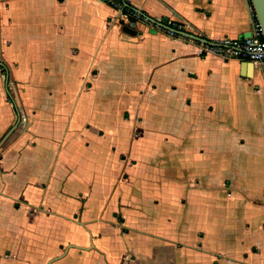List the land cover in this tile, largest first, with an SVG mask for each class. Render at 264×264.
Returning a JSON list of instances; mask_svg holds the SVG:
<instances>
[{"label": "crops", "instance_id": "0c3cea01", "mask_svg": "<svg viewBox=\"0 0 264 264\" xmlns=\"http://www.w3.org/2000/svg\"><path fill=\"white\" fill-rule=\"evenodd\" d=\"M132 3L209 41L251 30L249 0ZM115 17L0 0V264H264L261 74Z\"/></svg>", "mask_w": 264, "mask_h": 264}, {"label": "built area", "instance_id": "2783aa9c", "mask_svg": "<svg viewBox=\"0 0 264 264\" xmlns=\"http://www.w3.org/2000/svg\"><path fill=\"white\" fill-rule=\"evenodd\" d=\"M112 7L116 11L114 21L122 28L129 27L136 30L137 34H144L150 29L162 32L170 37L181 36L178 31L184 27L175 20L154 19L136 8L132 0H98ZM253 11V10H252ZM250 35L247 37H225L210 43H201V51L206 55L212 54L225 60L238 59L246 61L258 71L264 80V38L262 28L255 19L253 12ZM199 42V41H198ZM0 71L4 72L3 63L0 61Z\"/></svg>", "mask_w": 264, "mask_h": 264}, {"label": "rangeland", "instance_id": "374dc122", "mask_svg": "<svg viewBox=\"0 0 264 264\" xmlns=\"http://www.w3.org/2000/svg\"><path fill=\"white\" fill-rule=\"evenodd\" d=\"M39 66L42 65V62L38 63ZM98 139V138H97ZM94 139V137H89V143L90 146L93 148H97L100 153H103L102 163L99 164V161L97 164L93 167L92 173L93 177L98 179L100 175H103L104 179H107L108 177L112 176L115 173V164L114 160L112 158V155L109 153L110 146L107 142V140L100 139L97 140ZM152 160L154 163H157L159 161V158L152 157ZM140 164H144L145 160L143 155H141V159H139ZM117 178L119 176L118 169L116 171ZM115 185L121 188L125 187V184H122L121 181H119V178L115 181ZM122 190V189H121Z\"/></svg>", "mask_w": 264, "mask_h": 264}, {"label": "water", "instance_id": "95a60500", "mask_svg": "<svg viewBox=\"0 0 264 264\" xmlns=\"http://www.w3.org/2000/svg\"><path fill=\"white\" fill-rule=\"evenodd\" d=\"M250 1H251V5H252V10H253L254 15H255V19L257 20V22L260 24V26L262 28V36L264 38V0H250ZM123 30L128 35L135 36L137 34L136 30L131 29L129 27H124ZM178 33L180 35H183V36H186V37H190L191 39H194V40L199 41L201 43H210L211 42L209 40L203 39L201 37H198L197 35H194L192 33L186 32V31H178ZM249 35H250V33H247L245 35V37H247ZM244 62L246 63V65L249 64L246 61H244ZM249 65H251V64H249ZM70 247H80V246L70 245ZM68 249H66V251ZM58 258L59 257H55V258L51 259L49 264H51L55 259H58Z\"/></svg>", "mask_w": 264, "mask_h": 264}, {"label": "trees", "instance_id": "16d2710c", "mask_svg": "<svg viewBox=\"0 0 264 264\" xmlns=\"http://www.w3.org/2000/svg\"><path fill=\"white\" fill-rule=\"evenodd\" d=\"M250 1V0H249ZM250 4H251V1H250ZM252 6V5H251Z\"/></svg>", "mask_w": 264, "mask_h": 264}]
</instances>
